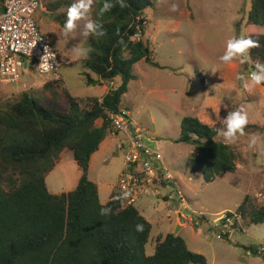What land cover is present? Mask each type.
<instances>
[{"label": "rangeland", "instance_id": "374dc122", "mask_svg": "<svg viewBox=\"0 0 264 264\" xmlns=\"http://www.w3.org/2000/svg\"><path fill=\"white\" fill-rule=\"evenodd\" d=\"M57 1L62 4L50 12L53 16L68 13L71 32L66 33L57 21L39 11L35 21L60 55L58 73L65 78L67 87L75 95L95 94L97 89L85 84L83 74H90L84 59L96 0H44L45 9ZM150 1L151 6L144 11L143 39L148 41L153 63L132 66L137 77L129 81L122 103L139 123L145 140L161 153L165 168L185 197L188 211L204 214L208 223L199 222L197 229L169 211L172 202L163 197L169 193L175 199L172 183L160 186L158 195L147 187L136 202L152 224L146 253H153L159 234L174 233L184 238L189 250L202 254L206 264H264L260 255L248 249L264 246V221L245 227L243 232H230L229 240L217 239L212 226L219 213L235 212L247 195L264 205V68L249 58L244 41L253 0H246L245 5L244 0ZM51 76L40 75L34 64L26 61L16 82L0 79V108L28 92L67 109L62 81L54 80L48 87L45 84L49 81L44 84V78ZM87 102L80 100V106L86 107ZM190 115L217 129L215 139L234 150L233 172L206 181L202 172L192 170L189 156L195 152L194 147L176 141L181 119ZM119 141V136L109 132L102 143L110 147L111 157L108 161L102 159L96 173L108 184L123 161V152L115 147ZM9 177L16 179L18 175L7 174L5 183ZM50 177L52 174L47 181L49 187ZM101 198L105 196L101 194Z\"/></svg>", "mask_w": 264, "mask_h": 264}, {"label": "trees", "instance_id": "16d2710c", "mask_svg": "<svg viewBox=\"0 0 264 264\" xmlns=\"http://www.w3.org/2000/svg\"><path fill=\"white\" fill-rule=\"evenodd\" d=\"M61 4L57 1L46 9L53 11ZM150 6V0H96L84 64L97 80L88 75L86 83L119 79L101 99L90 97L82 108L63 88L65 110L28 92L0 108V264H206L202 254L189 250L184 238L174 233L159 234L153 253L147 254L151 223L135 205H122L120 195L115 198L113 193L101 203L96 184L88 178L89 160L104 129L114 130L107 111L121 112V96L134 78L132 65L140 60L153 63L142 23ZM54 16L67 30L69 14ZM138 30L140 38L132 40ZM244 41L249 58L264 68V0L252 2ZM98 118L100 126L95 124ZM216 134L217 129L190 115L181 119L176 139L194 147L189 163L206 181L236 169L234 150L216 140ZM64 149L72 151L80 177L73 190L53 194L45 175ZM9 173L18 177L5 183ZM235 211L245 226L264 221V205L249 195ZM206 219L203 214L197 224L191 223L198 229ZM248 249L259 255L258 248Z\"/></svg>", "mask_w": 264, "mask_h": 264}, {"label": "built area", "instance_id": "2783aa9c", "mask_svg": "<svg viewBox=\"0 0 264 264\" xmlns=\"http://www.w3.org/2000/svg\"><path fill=\"white\" fill-rule=\"evenodd\" d=\"M40 8L41 0H0L2 81L16 82L26 61H31L40 75L58 74V53L48 37L42 34L34 18ZM142 19L145 24V17L142 16ZM140 36L141 30H138L130 38L135 40ZM107 118L123 138L119 147L123 149L124 166L116 181L115 198L120 195L122 205H135L145 188L151 187V192L157 195L162 183H172L176 188L173 200L177 203V209H181V217L189 222L194 220L197 224L202 214L188 211L185 197L171 172L165 168L161 153L145 140L139 125L121 112L107 111ZM173 210L177 211L176 208ZM184 210L188 211L187 215L183 214ZM212 226L216 228L213 234L217 239H224L226 234L244 228L242 217L236 211L219 214ZM258 251L264 260V246L259 247Z\"/></svg>", "mask_w": 264, "mask_h": 264}, {"label": "crops", "instance_id": "0c3cea01", "mask_svg": "<svg viewBox=\"0 0 264 264\" xmlns=\"http://www.w3.org/2000/svg\"><path fill=\"white\" fill-rule=\"evenodd\" d=\"M46 4V2H45ZM45 4H44V0H41V8L37 11L38 14L42 15V16H47L48 18H51V19H54L55 16H53V12L51 13L50 11H48L47 9H45ZM48 14H51L52 16H48ZM191 15V13H190ZM53 17V18H52ZM39 27V25H38ZM40 31L42 33L45 34V32L42 31V29L39 27ZM60 32H62L60 29H59ZM66 33L67 31L68 32H71V27L70 25H68V29L65 30ZM64 32V31H63ZM67 35V34H66ZM69 35V34H68ZM67 35V36H68ZM47 37H49V35L47 34ZM52 45V44H51ZM56 50V49H55ZM57 51V50H56ZM58 53V51H57ZM58 56H59V59H60V55L58 53ZM140 62L143 63L145 62L144 60H140L138 61L137 63L133 64L132 66L135 67V68H138L140 66ZM83 64V63H82ZM60 66H61V60H60ZM132 67V68H133ZM59 70H60V67H59ZM90 72V71H89ZM143 71H141L142 73ZM91 74V75H90ZM90 74L88 73H85L83 74V78H84V82L85 84L86 83V76L89 75V77L93 78L94 80H97V76L94 74V73H91ZM137 77V75L134 74V77ZM54 80H61L63 85H64V88L69 92V94L73 97H75L77 100H84L86 101L88 98L90 97H95V98H98V99H101L104 94L108 91L109 87L113 84H117L119 82V79L116 78L113 82L111 83H108V82H105V81H102L100 80V83L99 82H96L94 84H87V85H93V87H95L97 89L98 92H95V94H83V95H75L68 87H67V83H66V80L65 78L60 74L58 73L57 75H52L51 78H44V84L45 82L49 81V82H53ZM129 85V83H128ZM94 89V90H96ZM129 88L127 89V91L121 96V101H120V109H121V112L124 113L128 118H130L131 120H133L136 124L139 125V123L134 120L131 116V112L130 110L123 105L122 103V100L123 98L126 96L127 92H128ZM99 122V123H98ZM102 123V119L101 118H98L95 120V124L97 126H100ZM140 127V125H139ZM111 135H114V136H119L120 137V141L115 144V147L117 150H121L123 152V149L120 148L119 146L122 144L123 142V138L122 136L119 135L118 132H116L115 130H111V131H107L106 130V133L104 135V137L107 135V133H109ZM104 141V138L102 139V141L100 142L99 146H98V149L91 155L90 157V160H89V164H88V178L94 182L97 186V190H98V196H99V200L101 203H106L112 196V194L114 193L115 191V187H116V181H117V178L124 166V161H122L121 163V166L118 170V173L116 175V177L111 180L109 182V184L107 183V181L103 180L102 179V176L99 175L98 173H96V167L101 163L103 162L102 159L104 158V161L107 160L111 157L110 155V147H107L106 145H103ZM72 162H75L74 158H73V154H72V151H69L68 149H64L61 153H60V158L58 159V162L55 163L54 167L52 170H50L46 175H45V183H46V186H47V189L50 193H53V194H58V193H61V192H68V191H71L75 188V186L77 185V182H78V179L80 177V171H79V168L77 166V164L75 165H71ZM76 163V162H75ZM52 174V183H51V187H49V184H48V177L51 176ZM162 185H166L165 183H162ZM101 194L105 196L104 200H102L101 198ZM158 195V194H157ZM164 201L168 202L171 200L172 202V207L169 208V211L170 212H173L174 208H176L177 211H175L174 213L177 215L178 218H181V215H182V212L180 211V209H177V206L175 204V202H173L172 198H171V195H169V193H167L164 197H163ZM136 206V204H135ZM138 210L139 208L136 207ZM140 213L142 214V211L139 210ZM181 212V213H180ZM220 214V213H219ZM143 215V214H142ZM144 216V215H143ZM145 217V216H144ZM168 220L170 219V216H168ZM148 220V219H147ZM149 221V220H148ZM152 225V224H151ZM179 228V225L176 226V228ZM245 227H248V226H245L244 225V228L242 229L241 232H243L245 230ZM235 231H238V230H235ZM229 240V238H228ZM250 255V254H248Z\"/></svg>", "mask_w": 264, "mask_h": 264}, {"label": "water", "instance_id": "95a60500", "mask_svg": "<svg viewBox=\"0 0 264 264\" xmlns=\"http://www.w3.org/2000/svg\"><path fill=\"white\" fill-rule=\"evenodd\" d=\"M246 4V0H244V5ZM48 16L50 17V16H52L51 14H48ZM122 113V112H121ZM124 116H126L124 113H122ZM105 133H106V129H104V131H103V134L105 135ZM176 229H178V227L176 228Z\"/></svg>", "mask_w": 264, "mask_h": 264}, {"label": "clouds", "instance_id": "9594fccd", "mask_svg": "<svg viewBox=\"0 0 264 264\" xmlns=\"http://www.w3.org/2000/svg\"><path fill=\"white\" fill-rule=\"evenodd\" d=\"M243 226H244V223H243ZM239 231V230H238Z\"/></svg>", "mask_w": 264, "mask_h": 264}]
</instances>
